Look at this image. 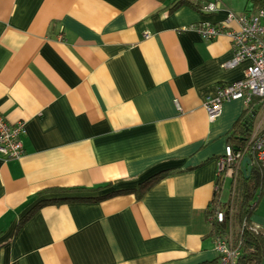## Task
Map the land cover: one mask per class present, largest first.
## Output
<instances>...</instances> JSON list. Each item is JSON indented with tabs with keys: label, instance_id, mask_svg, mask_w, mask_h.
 <instances>
[{
	"label": "crops",
	"instance_id": "obj_1",
	"mask_svg": "<svg viewBox=\"0 0 264 264\" xmlns=\"http://www.w3.org/2000/svg\"><path fill=\"white\" fill-rule=\"evenodd\" d=\"M181 1L0 0V113L26 124L24 155L0 157V264H217L207 211L218 160L252 109L232 100L209 120L206 98L247 64L224 67L231 38L193 26L255 9ZM257 110L251 133L264 129ZM162 172L140 198L48 205L17 230L46 189H136ZM251 220L264 230V188Z\"/></svg>",
	"mask_w": 264,
	"mask_h": 264
},
{
	"label": "built area",
	"instance_id": "obj_2",
	"mask_svg": "<svg viewBox=\"0 0 264 264\" xmlns=\"http://www.w3.org/2000/svg\"><path fill=\"white\" fill-rule=\"evenodd\" d=\"M221 8V0H213L202 6L204 13H214ZM236 22L237 29L228 30V24ZM199 35L207 41L214 40L223 34L231 38L233 57L224 67L234 68L246 63L243 78L227 85H221L215 96H209L205 101V109L209 120L216 121L222 112L225 102L242 99L249 106L253 98H259L264 106V8L255 9L245 14L237 15L230 12L222 24H205L193 26ZM148 36V35H147ZM26 124L19 121L10 124L0 113V157L4 161L20 159L24 155V137ZM253 155L264 172V129L252 133L248 145L243 151L236 152L231 145L225 148V153L218 160V179L235 181L243 159ZM216 192H220L217 182ZM230 194V190H229ZM225 211L218 208L215 218L224 221ZM214 249L217 253V264H236L241 251L233 248L231 239L226 236L214 235Z\"/></svg>",
	"mask_w": 264,
	"mask_h": 264
},
{
	"label": "trees",
	"instance_id": "obj_3",
	"mask_svg": "<svg viewBox=\"0 0 264 264\" xmlns=\"http://www.w3.org/2000/svg\"><path fill=\"white\" fill-rule=\"evenodd\" d=\"M254 9L264 8V0H250ZM189 3L182 0L181 3ZM196 8H202L200 4H194ZM262 106L259 98L253 99L246 110V114L252 109L255 112L253 118L247 115L238 121L230 133L229 140L236 152L243 151L251 136L254 119L258 113L257 107ZM251 112V113H252ZM250 158V173L243 172L244 167H240L231 183L229 198L227 201L220 199V192H216L210 209L207 211L212 235L226 236L231 239L232 246L241 251V256L236 264H264V230L254 225L251 218L255 212L256 205L264 188V172L254 158ZM164 172L154 175L139 183L138 188H125L115 190V183L95 187H64L49 188L39 194V200L28 210L26 215L20 220L17 230H19L32 216L41 208L48 205H62L69 203H98L109 198L122 194H135L140 198L145 191L157 183ZM222 190L225 181L217 179ZM221 208L225 211L224 221L215 218L216 211Z\"/></svg>",
	"mask_w": 264,
	"mask_h": 264
},
{
	"label": "water",
	"instance_id": "obj_4",
	"mask_svg": "<svg viewBox=\"0 0 264 264\" xmlns=\"http://www.w3.org/2000/svg\"><path fill=\"white\" fill-rule=\"evenodd\" d=\"M255 115V112H252L251 115H250V118H253ZM250 164V158L249 157H245L243 159V162H242V166L244 167L243 168V172L248 175L250 173V166L249 167H246V165Z\"/></svg>",
	"mask_w": 264,
	"mask_h": 264
},
{
	"label": "rangeland",
	"instance_id": "obj_5",
	"mask_svg": "<svg viewBox=\"0 0 264 264\" xmlns=\"http://www.w3.org/2000/svg\"><path fill=\"white\" fill-rule=\"evenodd\" d=\"M227 186H228V184H227ZM227 190V189H226ZM224 193H223V198H226V196H227V191L225 192V190L223 191Z\"/></svg>",
	"mask_w": 264,
	"mask_h": 264
}]
</instances>
